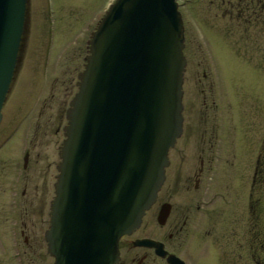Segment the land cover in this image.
I'll return each mask as SVG.
<instances>
[{
	"label": "water",
	"instance_id": "95a60500",
	"mask_svg": "<svg viewBox=\"0 0 264 264\" xmlns=\"http://www.w3.org/2000/svg\"><path fill=\"white\" fill-rule=\"evenodd\" d=\"M27 21L28 0H0V119ZM184 45L177 0H112L91 31L44 234L52 264L118 262L119 239L154 201L182 129ZM132 242L166 253L149 237Z\"/></svg>",
	"mask_w": 264,
	"mask_h": 264
},
{
	"label": "rangeland",
	"instance_id": "374dc122",
	"mask_svg": "<svg viewBox=\"0 0 264 264\" xmlns=\"http://www.w3.org/2000/svg\"><path fill=\"white\" fill-rule=\"evenodd\" d=\"M110 1L28 0L27 30L24 35L20 66L7 94L5 108L2 109L0 137L4 136L3 132L6 130L4 126L9 118L16 126L24 123L32 106L34 108L30 114L35 117L41 106L40 102L45 103V114H47V112L54 113L56 110L54 103L59 99L66 100L73 88L76 72L82 68L83 56L86 54V40ZM177 1L183 18L188 51L192 54L196 53L205 68L202 53L207 57L211 56L223 73L226 86L223 90L229 92L226 101L231 102V106L227 114L233 116L235 120V141L231 143V151H225L223 158L218 161V171L214 177L217 180L213 179L211 190L213 195L216 193L219 196L217 195L218 198L205 210L220 213L217 219L221 227L219 232L221 234L225 228L227 233L232 230L230 229V226H233L232 216L235 213L243 214L246 210L248 185L245 180L251 173L249 167L255 165L256 156L264 152V149L261 150L264 145V22L261 24L262 32L256 33V29L245 26L244 22L237 20L234 13L236 9L234 12H229L231 8L225 6V3L224 6H217V0ZM224 8H228L227 13ZM52 104L54 110H51ZM62 105L64 107L65 104ZM22 126L3 146L4 151H7L14 161L20 158L22 152L20 147ZM58 138L59 135L49 134L44 137L42 147L45 155L44 164L46 157L49 160H56ZM190 160L194 159H188ZM6 183L4 180L3 186L0 187V264H51L52 257L48 254L39 234H37V242L30 248L23 244V236L19 234L18 228L13 224L10 226L11 215L8 204L10 192ZM261 207L263 212L261 218L252 216L249 226L253 228L257 221V228L254 229L258 232L256 235L258 239L263 242V202ZM212 220H204L200 256L191 258L189 264H222L219 260H213V239L216 235ZM229 221L231 225L227 226ZM155 223L154 215L150 212L146 213L132 236L142 234L159 236L161 229ZM215 223L217 225V222ZM239 226L240 222L236 221L232 243L239 241L245 249L249 239L251 242L254 236L252 234L249 237L246 231L248 226L245 229V237ZM178 247L179 241L173 242V248ZM243 253L242 249V255ZM248 254L251 255L250 259L246 255H241L240 262L254 264L252 254L257 258H264V243L261 247L260 242L255 240L251 243Z\"/></svg>",
	"mask_w": 264,
	"mask_h": 264
},
{
	"label": "flooded vegetation",
	"instance_id": "af4514ba",
	"mask_svg": "<svg viewBox=\"0 0 264 264\" xmlns=\"http://www.w3.org/2000/svg\"><path fill=\"white\" fill-rule=\"evenodd\" d=\"M188 48L185 40L183 49L185 66L182 80V129L173 145L168 149V164L165 166L164 180L154 201L143 214V217L149 212L154 215L155 224L161 229V233L159 236L152 234L132 236L133 231L129 235H123L119 239L117 264H154L156 262L170 264L167 261L169 254L175 255L182 259L185 264H189L191 258L195 259V257L200 256L203 244L201 236H203L205 219H213L212 225L216 235L213 239L212 254H214V261L219 260L222 264L235 262L247 264L246 261L240 262L242 249L244 252L242 256L246 255L250 259L251 255L249 256L248 251H250L251 243L256 240V242H260L261 247L264 243V240L262 242L256 236L258 232L254 228H257V221L253 228L249 226L252 216L261 218L263 213L260 208H262V202L264 204V152L259 153L256 156L255 165L249 167L251 173L245 180L248 185L246 210L243 211V214L235 213L232 216L233 226H230V221L227 225L232 230L226 233L224 228L220 234L221 227L218 225L219 220L217 221L220 213L205 211L218 198L217 195L219 196L216 193L213 195L212 181L218 171V161L223 158L225 151H231V143L235 141V120L233 116H228L231 102L229 103L226 99L229 92L223 90L226 89L222 77L223 73L220 72L215 60L202 53L205 68L201 64L199 56L189 52ZM83 63L84 61L82 67ZM78 71L73 80L70 95L66 100L63 101L61 98L54 103L56 105L54 113L47 112L45 114L46 105L44 102H40L41 106L39 105L40 108L35 117L30 114L34 108L32 106L24 123L14 126L11 118H9L4 126L6 128L3 132L4 136L0 137V187L3 186L5 180L6 186L8 185V192H10L8 202L10 206L9 215H11L10 226L14 225L18 228L19 234L23 236V244L30 248L37 242V234H39L47 250L44 234L49 226L50 205L55 194L54 184L59 172V148L64 138L65 112L70 98L77 89ZM17 74H15L14 81ZM6 101L7 99H5L2 109L5 108ZM62 103L65 104L64 107ZM51 110H54L53 104ZM21 125H23L20 129L22 132L20 136L22 152L20 158L14 161L9 153L4 151L3 146L12 139ZM48 134L51 136L59 135L56 144L57 158L54 161L46 157L44 164L43 139ZM262 149H264V145L261 147ZM188 159L194 160L188 161ZM172 163L174 164L170 165ZM214 187L217 188L215 185ZM236 221L240 222L239 229L242 228V235L245 233L246 237V231H248L249 237L252 234L254 236L251 242L249 239L245 249L239 241L232 243ZM247 227L248 230L245 231ZM259 231L261 230L259 229ZM142 237H149L158 241V246L162 247L166 253L163 256L158 254L155 245L133 244V239ZM175 241H179V247L176 249L173 248ZM48 254L50 255L49 252ZM50 256L53 262L54 257ZM252 260L254 264H264V258H257L253 254Z\"/></svg>",
	"mask_w": 264,
	"mask_h": 264
},
{
	"label": "trees",
	"instance_id": "16d2710c",
	"mask_svg": "<svg viewBox=\"0 0 264 264\" xmlns=\"http://www.w3.org/2000/svg\"><path fill=\"white\" fill-rule=\"evenodd\" d=\"M228 6L234 12L236 19L244 22L245 26H251L256 29V33H261V24L264 22V0H217V6ZM228 8H224L226 13Z\"/></svg>",
	"mask_w": 264,
	"mask_h": 264
}]
</instances>
